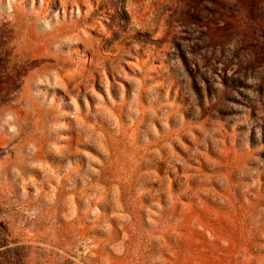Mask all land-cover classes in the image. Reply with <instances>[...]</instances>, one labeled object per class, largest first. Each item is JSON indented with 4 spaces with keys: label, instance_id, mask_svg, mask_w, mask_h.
Returning <instances> with one entry per match:
<instances>
[{
    "label": "rangeland",
    "instance_id": "374dc122",
    "mask_svg": "<svg viewBox=\"0 0 264 264\" xmlns=\"http://www.w3.org/2000/svg\"><path fill=\"white\" fill-rule=\"evenodd\" d=\"M0 264H264V0H0Z\"/></svg>",
    "mask_w": 264,
    "mask_h": 264
}]
</instances>
